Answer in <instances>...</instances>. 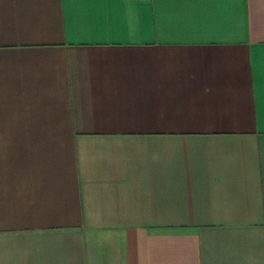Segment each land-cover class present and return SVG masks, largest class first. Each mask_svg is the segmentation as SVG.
Here are the masks:
<instances>
[{
  "label": "crops",
  "instance_id": "0c3cea01",
  "mask_svg": "<svg viewBox=\"0 0 264 264\" xmlns=\"http://www.w3.org/2000/svg\"><path fill=\"white\" fill-rule=\"evenodd\" d=\"M0 264H264V0H0Z\"/></svg>",
  "mask_w": 264,
  "mask_h": 264
}]
</instances>
